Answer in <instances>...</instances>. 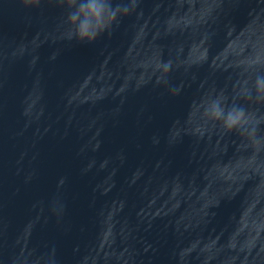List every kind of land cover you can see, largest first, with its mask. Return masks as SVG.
<instances>
[{
    "label": "water",
    "instance_id": "1",
    "mask_svg": "<svg viewBox=\"0 0 264 264\" xmlns=\"http://www.w3.org/2000/svg\"><path fill=\"white\" fill-rule=\"evenodd\" d=\"M65 16L0 0V264H264V147L205 113L264 114V0H139L92 43Z\"/></svg>",
    "mask_w": 264,
    "mask_h": 264
},
{
    "label": "clouds",
    "instance_id": "2",
    "mask_svg": "<svg viewBox=\"0 0 264 264\" xmlns=\"http://www.w3.org/2000/svg\"><path fill=\"white\" fill-rule=\"evenodd\" d=\"M25 7L38 6L40 0H20ZM57 5L66 9L63 23L67 26V38L78 43H92L104 32L119 23L123 16L130 15L139 6V0H57ZM264 67V61H257ZM239 95L264 104V72L255 76L249 87L245 80L240 85ZM205 113L215 121H221L227 132L238 131L257 147H264V136L258 135L264 124V114L249 112L244 106L225 104L222 95L210 99Z\"/></svg>",
    "mask_w": 264,
    "mask_h": 264
}]
</instances>
